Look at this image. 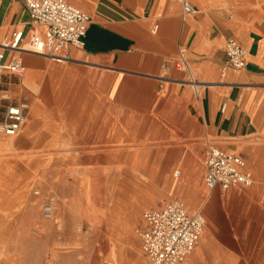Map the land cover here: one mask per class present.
<instances>
[{"label":"crops","instance_id":"1","mask_svg":"<svg viewBox=\"0 0 264 264\" xmlns=\"http://www.w3.org/2000/svg\"><path fill=\"white\" fill-rule=\"evenodd\" d=\"M67 1L90 16L84 47H69L72 60L66 63L47 64L48 58L40 54L21 52L25 68L22 79L0 75V87L6 89V79L14 78L22 87L38 89L37 82L45 74L57 79L61 87L74 71L85 74L88 99L102 104L106 141L116 147L122 140H136L142 132L140 138L161 149L159 161L155 157L139 162L136 153L128 156L134 164H159L163 178L156 194L166 195L159 206L151 205L158 204L160 196L142 210L134 234L136 228L144 226L143 211L177 200L190 212H201L204 218L199 242L182 264H264V215L254 209L255 221L250 227L243 219L247 194L254 192L264 207V144L240 149L228 144L237 138L259 140L258 134L264 138V0H191L196 13L190 15H182L178 0ZM154 26L157 29L152 32ZM17 31L22 33L20 45L28 47L31 35L43 39L46 28L31 24L21 0H0V42ZM228 38L237 40L247 51V65L239 71H233L227 62L224 45ZM180 48L187 50L190 73L175 68ZM8 57L9 52L4 51L0 60L5 62ZM74 64L80 66L72 67ZM160 76L167 80L162 82ZM190 77L198 82L196 88L184 82ZM72 83L81 82L74 79ZM73 91L76 93L71 90L70 98L65 99L77 107L84 95L79 89ZM32 112L38 116L32 115L31 134L46 121L56 136L48 140L53 146L58 138L56 112L47 113L40 107H33ZM126 117L129 120L121 123ZM217 143L223 145L217 147L245 160V169L253 178L251 186L230 187L225 192L205 188L204 159L210 144ZM106 158L108 164L116 163ZM175 167L178 169L169 175L168 169ZM101 174L103 180H116L118 172L102 169ZM229 203H235L236 213L235 221L228 225L218 216L226 212ZM140 204L132 205V210ZM261 216L263 223L258 221ZM214 227L228 229L227 242L217 233L213 236ZM242 236L252 240L246 257L242 254L246 241L239 244ZM139 252L145 264L140 248Z\"/></svg>","mask_w":264,"mask_h":264},{"label":"rangeland","instance_id":"2","mask_svg":"<svg viewBox=\"0 0 264 264\" xmlns=\"http://www.w3.org/2000/svg\"><path fill=\"white\" fill-rule=\"evenodd\" d=\"M45 62L52 61L45 59ZM74 79L81 83H72ZM84 79L85 74L74 71L58 87L59 81L45 74L37 82L38 89L22 87L14 78L6 79L4 86L9 95L13 100L26 98L29 112L17 136L0 135V264H144L134 228L142 210L160 196L156 193L163 177L159 164H134V159L128 156L136 153L139 162L155 157L159 161L161 149L151 146L146 138H140L142 132L137 134L136 140H122L116 147L106 141L104 118L100 113L102 104L88 99L89 86ZM73 88L84 95L77 107L70 105L72 100L65 99L71 90L76 93ZM57 96L61 98L56 99ZM33 107L47 113L56 112L58 138L53 146L49 142L56 136L52 125L46 121L31 134L35 120L32 115L38 116L37 112H32ZM1 112L0 109V117ZM128 120L121 118V123ZM146 120H141L142 129ZM258 135L259 140L237 138L229 140L228 144L235 149L260 146L264 138ZM168 155H171L170 150ZM106 157L116 163L108 164ZM119 158L121 163L117 162ZM72 160L74 163H69ZM102 169L115 170L117 179L103 180ZM174 169L178 167L168 169L169 175ZM165 196H160L158 204L151 206H159ZM246 196L249 201L244 204L243 219L250 227L255 221L254 209L264 215V207L254 192ZM47 203L54 207L50 218L43 215ZM136 203L141 204L134 211L132 205ZM235 207V203H229L218 219L228 225L234 222ZM262 218L258 220L260 223H263ZM89 226L93 227L92 231H88ZM215 227L213 236L218 235L221 241L227 242L228 229ZM242 228L238 230L240 234ZM241 239L239 244L245 240L243 236ZM245 241L242 254L246 257L252 240L246 237ZM204 242L207 241L204 239Z\"/></svg>","mask_w":264,"mask_h":264},{"label":"built area","instance_id":"3","mask_svg":"<svg viewBox=\"0 0 264 264\" xmlns=\"http://www.w3.org/2000/svg\"><path fill=\"white\" fill-rule=\"evenodd\" d=\"M27 10L31 24L44 26L46 33L43 39L31 35L28 47H22V33L15 32L11 38L0 42V59L4 51L9 52L7 61L0 60V75H9L22 79L25 68L21 52L30 51L40 54L51 61L66 63L72 60L69 47L81 49L90 24V16L70 4L67 0H21ZM182 15L196 13L191 0H178ZM157 26L153 27L155 32ZM224 53L233 71H239L247 65V51L234 38L225 41ZM187 50L180 48L174 65L176 70L190 73L187 61ZM163 82L167 80L160 76ZM184 82L196 88L198 82L190 77ZM0 135L15 137L22 130L29 112L26 98L14 101L6 89L0 87ZM224 105L222 106V109ZM204 185L208 191L216 188L225 192L230 187H249L253 183L251 172L247 171L245 160L220 147L210 145L204 159ZM53 201V200H51ZM51 203L43 207V215H52ZM144 226L135 229L139 248L145 264H182L193 252L199 242L204 218L201 212H190L177 200L165 203L159 209L143 211ZM88 231L93 227L89 226Z\"/></svg>","mask_w":264,"mask_h":264},{"label":"bare ground","instance_id":"4","mask_svg":"<svg viewBox=\"0 0 264 264\" xmlns=\"http://www.w3.org/2000/svg\"><path fill=\"white\" fill-rule=\"evenodd\" d=\"M26 121H27V119H26ZM27 124H28V123H27ZM28 130H29V127H28ZM51 206H52V209H53L54 207H53L52 203H51ZM80 227H81V226H80Z\"/></svg>","mask_w":264,"mask_h":264}]
</instances>
